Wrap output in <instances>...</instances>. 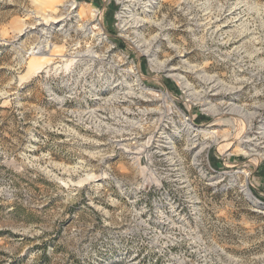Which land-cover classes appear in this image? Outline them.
<instances>
[{
    "label": "rangeland",
    "instance_id": "rangeland-1",
    "mask_svg": "<svg viewBox=\"0 0 264 264\" xmlns=\"http://www.w3.org/2000/svg\"><path fill=\"white\" fill-rule=\"evenodd\" d=\"M67 1L0 0V264H264V160L229 151L226 168L217 146L210 159L225 178L209 186L185 140L165 155L145 150L152 130L139 138L137 127L149 119L142 111L163 110L152 115L153 129L169 115L159 102H130L119 87L93 83V71L119 60L91 61L93 38L66 39L56 29L55 48L37 52ZM77 1L88 17L94 7L107 8L105 26L114 32L113 4ZM181 1L164 0L156 18L164 19L162 31L150 30L160 33L156 60L180 49L181 60L231 92L217 102L243 107L264 126V0ZM114 42L140 62L147 85L179 93L171 79L150 71L141 52ZM165 191L177 203L155 207ZM157 229L182 242L150 247Z\"/></svg>",
    "mask_w": 264,
    "mask_h": 264
},
{
    "label": "built area",
    "instance_id": "built-area-1",
    "mask_svg": "<svg viewBox=\"0 0 264 264\" xmlns=\"http://www.w3.org/2000/svg\"><path fill=\"white\" fill-rule=\"evenodd\" d=\"M108 1L109 4L115 6L113 33L107 30L105 26L107 8L94 7L88 17L83 12L82 3L77 0H69L60 7L58 18L62 19L61 28L67 33L65 34L57 29L56 31L64 34L66 39L79 35L85 38H93L95 47L98 49L89 50L86 54L91 61L102 55L106 61L107 59H117L121 62L116 67H111L113 62H105L103 67L93 71L96 78L92 81L93 83H99L101 90L117 86L123 90V95L130 99V102L140 97L144 102H159L158 107L166 109L169 117L163 123L160 122L156 129L153 128L157 123V118H153L152 115L162 114L163 110L161 109L160 112L158 110L142 111L145 120L148 117L149 119L147 122L140 124L139 128L137 127L140 131L139 138L152 130L150 143L144 149L147 150L153 147L154 151L165 155L175 151L177 143L185 140L184 150L194 151L192 155L194 165L200 175L206 179V184L209 186L214 184L211 179L214 177L221 178L225 173L215 167L210 159L211 151L217 146H220V151H223L220 152L217 158L226 168L232 167V165H227L228 157L234 156L229 151H244L250 159L264 160V126L259 125L256 127L254 113H250L243 107L233 106V104L224 101H216L218 96L226 98L231 93L230 91L226 92L222 80L189 65L187 61L181 60L180 58L184 57V52H180V49L179 51L173 49L175 53L163 62L156 60L157 54L161 52L162 43L160 33L150 35V30L155 27L162 31L164 19L156 22V18L162 9L164 0ZM181 3H183V0ZM91 5L93 6V4ZM177 9L181 10V5ZM167 28L174 29V23L169 24ZM116 39L122 43H129L147 57L150 71L156 74L163 73L165 78L171 79L179 93H173L166 86L156 88L147 85L145 83L147 76L143 72L140 62L136 64L133 59H130V55L126 50L121 49V46L114 42ZM133 42L140 44L141 47L136 48ZM150 57L151 59H149ZM176 58L179 59L175 61ZM122 60L125 61L124 64L128 61L132 62L131 67L125 68ZM159 64H162V66ZM157 83L162 85L164 82L159 80ZM213 84L218 85L217 91L210 89ZM236 89L234 88V92H240L241 90ZM179 104L183 105L185 109L177 107ZM195 109L199 113L196 112L195 114ZM176 116L178 120L174 119ZM197 116H201L205 120L198 122L196 120ZM146 124H149L147 128ZM221 126L226 130L230 129L225 137L219 133ZM199 158H201V161L198 160ZM238 172L237 170L234 174H238ZM162 184L157 185V189L163 188ZM183 186L188 187L190 183L186 182ZM242 187L246 186L243 185ZM165 194V196L158 198V201L154 200L155 207H159L164 203H177L176 199L168 195L166 191ZM181 242L182 239L168 238L157 229L150 247L158 250H171L179 246Z\"/></svg>",
    "mask_w": 264,
    "mask_h": 264
},
{
    "label": "bare ground",
    "instance_id": "bare-ground-1",
    "mask_svg": "<svg viewBox=\"0 0 264 264\" xmlns=\"http://www.w3.org/2000/svg\"><path fill=\"white\" fill-rule=\"evenodd\" d=\"M144 22V20L142 21V23ZM62 23V19H60V18H57L52 24V27H50L49 29L48 28H46L45 29V32H44V34H43V42L40 44L41 46H36V47H34L33 49H32V52H35L36 51V49H37V47H38V49H37V52H43L44 50L43 49H49V47L50 48H55V46H54V44H52L51 42H50V39H52V34H51V32H52V30L53 29H57V30H59V31H61V32H64V30L61 28V24ZM65 34L67 33V31H65L64 32ZM133 45L136 47V48H140L141 46H140V44H137L136 42H133ZM48 49H47V51H48ZM49 55L48 54H44L43 55V57H48ZM80 55H77V57H79ZM81 56H83V55H81ZM160 66H162V64H159ZM210 89H212L213 91H217V89H218V85L217 84H213L211 87H210ZM227 105V104H226ZM228 106H230V105H228ZM254 155V154H253ZM244 188H246V187H244ZM243 188V189H244ZM244 192H245V195L247 196V198L249 199V200H251L252 202H254V203H258V201H256V198L253 196V194L248 190V188L247 189H244ZM256 201V202H255ZM256 206V205H255Z\"/></svg>",
    "mask_w": 264,
    "mask_h": 264
},
{
    "label": "trees",
    "instance_id": "trees-1",
    "mask_svg": "<svg viewBox=\"0 0 264 264\" xmlns=\"http://www.w3.org/2000/svg\"><path fill=\"white\" fill-rule=\"evenodd\" d=\"M119 46H122V44H119ZM201 118H203V117H201Z\"/></svg>",
    "mask_w": 264,
    "mask_h": 264
}]
</instances>
